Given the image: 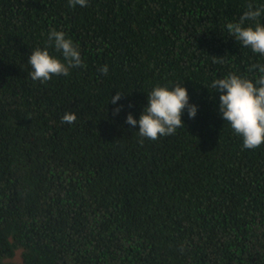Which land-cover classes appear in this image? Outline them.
<instances>
[{"label":"trees","instance_id":"16d2710c","mask_svg":"<svg viewBox=\"0 0 264 264\" xmlns=\"http://www.w3.org/2000/svg\"><path fill=\"white\" fill-rule=\"evenodd\" d=\"M260 3L0 0V264H264V145L242 147L211 87L264 63L223 30ZM53 28L85 66L33 81L27 58ZM177 83L197 117L140 138L127 114Z\"/></svg>","mask_w":264,"mask_h":264},{"label":"clouds","instance_id":"9594fccd","mask_svg":"<svg viewBox=\"0 0 264 264\" xmlns=\"http://www.w3.org/2000/svg\"><path fill=\"white\" fill-rule=\"evenodd\" d=\"M70 7H87L89 0H68ZM264 0L259 6L249 4L238 20L223 25L229 37L244 48L264 57ZM48 46L35 47L27 58L33 81L45 83L53 76L70 75L72 69L85 66L79 45L63 30L55 28L47 33ZM50 48L54 49L50 51ZM58 53V55L56 54ZM107 75L108 65L99 69ZM250 75L229 73L212 80L211 87L219 93L218 111L228 123L234 135L242 139L244 149L254 150L264 145V63H251L247 69ZM108 104L116 105L114 112L122 110L119 101L125 94L116 91ZM147 103L137 119L131 112L125 123L138 131L142 139L157 140L173 135L185 126L182 120L185 110L190 119H195L199 106L190 102L188 89L183 83L157 85L147 94ZM62 123L71 125L77 120L75 112H65Z\"/></svg>","mask_w":264,"mask_h":264},{"label":"rangeland","instance_id":"374dc122","mask_svg":"<svg viewBox=\"0 0 264 264\" xmlns=\"http://www.w3.org/2000/svg\"><path fill=\"white\" fill-rule=\"evenodd\" d=\"M14 262H16L17 264H20V258H19V254L17 253L15 258L13 259Z\"/></svg>","mask_w":264,"mask_h":264}]
</instances>
